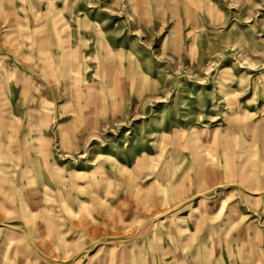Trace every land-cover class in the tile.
<instances>
[{"label":"rangeland","instance_id":"rangeland-1","mask_svg":"<svg viewBox=\"0 0 264 264\" xmlns=\"http://www.w3.org/2000/svg\"><path fill=\"white\" fill-rule=\"evenodd\" d=\"M0 264H264V0H0Z\"/></svg>","mask_w":264,"mask_h":264},{"label":"bare ground","instance_id":"bare-ground-1","mask_svg":"<svg viewBox=\"0 0 264 264\" xmlns=\"http://www.w3.org/2000/svg\"><path fill=\"white\" fill-rule=\"evenodd\" d=\"M254 193H256V192L254 191Z\"/></svg>","mask_w":264,"mask_h":264}]
</instances>
